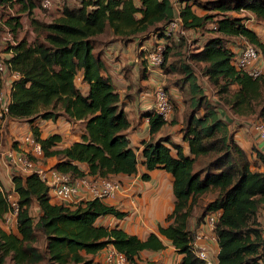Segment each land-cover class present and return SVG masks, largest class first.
<instances>
[{
    "label": "trees",
    "instance_id": "trees-1",
    "mask_svg": "<svg viewBox=\"0 0 264 264\" xmlns=\"http://www.w3.org/2000/svg\"><path fill=\"white\" fill-rule=\"evenodd\" d=\"M5 2L21 4L19 11L29 16L37 7L36 0H0ZM178 3L186 29L212 23L210 30L214 34L190 52L188 59L201 65V73L219 96L213 98L199 84L190 64H181L183 79L190 89L187 104L182 100L188 108L181 128L187 154L167 137L144 143L140 152L129 145V120L121 108L119 93L105 72L102 50L94 51L95 37L107 30L123 41L160 30L175 13L171 0H80L78 6L62 5L58 17L49 21L31 18L42 40L15 38L10 62L19 78L12 85L7 115L29 123L30 135L41 146V155H30L31 159L36 163L55 159L52 167L71 177H130L142 166L145 172L140 179L148 181V172L161 169L172 177L174 201L164 224H157L156 232L141 239L118 225L95 224L107 216L126 218L129 213L122 208L99 199L81 200L76 205L51 203L50 188L35 173L24 174L10 165L15 170L11 181L19 210L16 229L7 231L3 217L8 204L0 181V264L6 259L13 264H95L94 258L99 260L97 264H103V251L109 246L122 253L127 264H156L142 258L141 253L162 251L164 241L180 256L175 264H205L193 252L192 234L208 214L217 211L220 216L215 227V264H264V228L257 221L264 207V169L257 168V160L264 167V155L254 149L256 159H250L234 140L230 122L223 115L228 109L235 117L256 115L264 121V73L252 77L235 64L248 43L257 49L264 63V41L244 23L245 16L227 13L247 10L264 20V0ZM195 4L206 12L197 14ZM23 22L20 15L6 21L12 30L22 29ZM227 36L240 42L227 45ZM172 42L167 45L164 62ZM79 71L87 84L85 91L75 83ZM165 88L173 103L166 84ZM222 103L226 108L221 107ZM147 116L151 133L165 125L153 111ZM59 117L83 123L80 140L64 148H59V134L42 138L33 125L39 119L54 121ZM200 161L202 164L196 167ZM81 165L86 167V173ZM208 192H215V196L203 205L191 228L192 208ZM40 239L42 248L37 246Z\"/></svg>",
    "mask_w": 264,
    "mask_h": 264
},
{
    "label": "crops",
    "instance_id": "crops-1",
    "mask_svg": "<svg viewBox=\"0 0 264 264\" xmlns=\"http://www.w3.org/2000/svg\"><path fill=\"white\" fill-rule=\"evenodd\" d=\"M138 39L136 37L129 41H123L121 38L113 35L107 40L102 50V58L106 66L105 72L111 77L115 90L119 93L121 99V108L129 120V128L126 131L129 145L135 151L140 152L144 143L155 141L160 137H167L170 142L180 145L183 148V152L187 154V145L181 140L182 115L177 116V121L173 126H167L166 124L155 133L149 131L150 125L147 114L153 108L154 97L152 90L156 76L147 74L143 66L135 60L137 45L139 43ZM144 39L147 40L146 38ZM77 77L82 87H84L81 90L85 91L87 84L81 80V71L78 72ZM76 85L79 86L78 84ZM174 97L175 99L180 98L177 94ZM180 101L182 102V100ZM179 106H181V109H186L184 102L182 104L178 103ZM224 112L223 115L225 114ZM227 115L228 118L224 116V119L228 122L232 119L229 127L234 140L242 149L248 152L250 159L254 161L256 159V150L254 149H257L264 155V141L260 140L253 130L248 127L247 120L235 117L229 112ZM33 125L38 127L42 138L51 134H59L61 136L59 148L68 147L73 142L79 141L80 135L83 133L82 122H69L63 117H59L54 121L38 120ZM0 127V181L4 190L12 191L13 183L11 176L15 170L6 163L3 154L7 149L11 148L10 139L12 143H15V140H20L22 136L31 134V132L27 121L9 117ZM167 145L169 146V144ZM19 147L23 150L26 148L25 145H20ZM55 162V159H44L40 164H43L45 167H52ZM257 165L258 169H264L258 160ZM80 167L85 173L87 172L85 166L81 165ZM143 172H145V169L139 166L138 172L133 176H112L119 178L126 187H129L131 190L130 195L135 196L137 205L140 207V212L132 210L129 207L130 204L127 197L118 195L112 201L106 200L103 202L122 208L129 215L121 220L111 216L99 218L95 224L106 227L118 225L127 233L137 235L141 239H145L151 232H156L157 224H164L165 217L173 209L172 177L164 170L155 169L148 172L150 176L148 181H141L140 174ZM85 176L88 179H98L88 175ZM51 203L56 204L57 202L51 198ZM191 221L189 220V226L191 225ZM257 221L264 228V207L259 210ZM164 244L165 249L162 251L142 252V258L154 261L156 264H175L180 259V256L167 241H164ZM149 256L152 257L150 258Z\"/></svg>",
    "mask_w": 264,
    "mask_h": 264
},
{
    "label": "built area",
    "instance_id": "built-area-1",
    "mask_svg": "<svg viewBox=\"0 0 264 264\" xmlns=\"http://www.w3.org/2000/svg\"><path fill=\"white\" fill-rule=\"evenodd\" d=\"M58 0H40L41 8L45 10H57L60 14L62 4ZM174 5L175 13L173 17L160 30L149 31L150 37L155 40L150 42L145 33L140 35L137 45L135 60L139 62L147 74L155 75L153 86V108L155 115L159 116L164 124H168L173 117V103L165 88V73L162 65L165 59V52L170 41H177L186 34V28L183 26L178 0H171ZM214 26V25H213ZM162 32L160 36H156ZM1 41L8 47L7 53L0 56V76L2 78V87L0 89V125L8 118V103L11 99V89L13 82L19 78V72L12 68L10 59L13 55L12 46L16 44L15 36L12 30L5 27ZM258 51L251 45L246 44L236 57L235 64L237 68L245 73L256 77L264 73V64L260 66L258 62ZM10 118V117H9ZM254 131L260 140L264 141V123L257 122L253 125ZM16 147L11 146L4 154V160L8 165L14 166L18 171L24 174L35 173L43 181L51 192L52 199L59 204L76 205L81 200L99 199L101 201H112L118 195H123L129 199L130 205L134 207L135 201L129 194V187H123L119 182L112 179H88L86 176L72 177L69 174L61 173L53 167H43L38 165L30 155L39 157L41 155V146L30 135H24L16 140ZM25 145V150L19 146ZM128 192V193H127ZM5 200L8 204V212L3 217V225L7 231H14L17 227V213L19 210L18 195L12 191L4 190ZM220 212L208 214L199 227L192 234L191 246L193 252L205 264H215L214 258L218 252L217 237L215 227L219 220ZM103 264H127L125 256L113 247L105 248L102 255Z\"/></svg>",
    "mask_w": 264,
    "mask_h": 264
},
{
    "label": "rangeland",
    "instance_id": "rangeland-1",
    "mask_svg": "<svg viewBox=\"0 0 264 264\" xmlns=\"http://www.w3.org/2000/svg\"><path fill=\"white\" fill-rule=\"evenodd\" d=\"M58 1H61L59 3L62 4L63 6L68 5V6L73 7V6H78L80 4V0H58ZM36 2H37V7H35L33 9V13L31 16H29L27 14L25 15V13H22L19 11L20 7H21V4H19V3H14V5H11L10 2L0 3V33L2 34L5 27L12 30L11 26H9L6 23V21L9 19V17H11L13 15H18V16L20 15L23 18V21H24L23 23L25 24V26L22 29L16 28L15 30H12V33L15 36V38H21V37L25 36L30 41H33L35 39L42 40L43 35H42V33H39L34 28V25H32V22H31V18H35L39 21H42V20L49 21L53 18L58 17L59 14H58L57 10L50 11V10H45V9L41 8L40 0H36ZM135 2H138V0H135ZM193 9L196 11L197 14H203L206 12L204 9H202L200 6H197L196 4L193 5ZM227 13L233 14V15H238V16H245L244 23L246 25H248L249 27L253 28L255 30L256 34L258 35V37L262 41H264V20L257 19L253 14H251L247 10H241L239 12L229 11ZM211 27H212V23L208 22V23H206V25L204 27H198V28H194V29H186V34L184 36H181L177 41L173 40L175 43L172 42L173 47H171L167 53V59L162 66V70H163V72H165V84L167 85V89H168L169 93L171 94V99L173 101V118L167 124V126H173L177 121V119H176L177 116L182 115V119H185V115L188 112L187 106L185 107L186 109H181V106L178 107V103H180V104L183 103V101L181 102L180 100L185 99V103L187 104V99L190 96V93H189L190 89L188 87L189 85L183 79L184 73H182L181 72L182 69H180L182 63H186V64L188 63L191 65L193 70L198 75L199 84L201 86H204L213 98L219 97L218 94L216 93V88L210 82H208L206 80V78L204 77V75L201 73V71H200L201 65L199 63L191 62L188 59V55H190V52H192L193 50H195L196 48L201 46L207 37L214 34V32H211V30H210ZM149 28H151V27H149ZM1 36L2 35H0V56H2L3 52L5 55V53H7L6 49L8 48L6 46V44H4L1 41ZM111 36H113V34L110 33L109 30H107L103 34L97 35L95 37L96 42L94 45V51L96 52V51H99L100 49L103 50V46L107 43V40L110 39ZM147 36H149V37L146 39L149 40L150 42L155 40L154 36L150 37V32L147 34ZM138 38H140V37H138ZM225 40L227 41L226 42L227 45H230V46H233L235 43L237 44L240 42V39H237L235 37H229V36L225 37ZM257 64H259L260 66H262L264 64L261 57L258 58ZM164 69H165V71H164ZM77 74L75 76V83L78 84L80 88H84L80 84L79 78L77 77ZM170 88H172V89H170ZM175 94H177L178 97L180 96V98L175 99V97H174ZM221 107L226 108V104L222 103ZM228 112H229L228 109L224 112L225 113L224 116L226 118H228V115H227ZM199 113H200V111H199ZM245 119L247 120L246 123L248 124V127L250 129H252L253 132L257 136V133L253 129V125L255 123H257L258 121L261 123H264V121L262 119L258 118L256 115H250V116L246 117ZM36 121H38V120H36ZM231 121H232V119L230 120V123H231ZM181 126H183V121L181 123ZM249 128H248V130H249ZM10 142H11V146L16 147L15 144L17 142L12 143L11 139H10ZM40 163H39V165L43 166V164L41 165ZM201 164H202V161H200V163L198 162L196 167H198ZM43 167H45V166H43ZM111 178L114 179L115 181H118L119 183H122V181L119 178H114V177H111ZM70 179H71V181L74 180V179H72V177ZM130 191L131 190L129 189V191H128L129 194H131ZM214 196H215V192H208V193H206V194H204L198 198L196 205L192 208V216L190 217L191 218L190 220H192L190 222L191 228L193 227V225L195 224V221L199 217L203 205L208 200L214 198ZM132 197L135 201V204H134V207H132L131 205L129 207H131L132 210L140 212V207L137 205V201L135 199V196H132ZM129 204H130V202H129ZM135 211H133V212H135ZM42 243H43V240L40 239L39 242L37 243V246L39 248H42ZM149 257L151 258L152 256H149ZM94 259L95 260L93 262L95 264L99 263V260H97V258H94ZM4 264H13V263L9 259H6ZM40 264H45V263H40Z\"/></svg>",
    "mask_w": 264,
    "mask_h": 264
}]
</instances>
